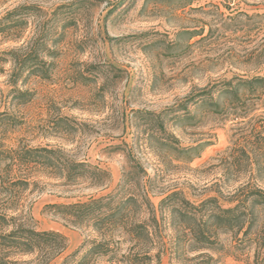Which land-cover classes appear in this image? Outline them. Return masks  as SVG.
Returning <instances> with one entry per match:
<instances>
[{"label": "rangeland", "instance_id": "rangeland-1", "mask_svg": "<svg viewBox=\"0 0 264 264\" xmlns=\"http://www.w3.org/2000/svg\"><path fill=\"white\" fill-rule=\"evenodd\" d=\"M118 1L0 0V111L8 109L14 115L5 142L15 145L24 140L62 147L73 158L111 173V180L102 186L65 184L62 179L42 176L41 188L30 193L27 204L36 226L67 236L64 256L97 234L88 225L67 223L45 205L110 192L126 164L118 147L123 141L134 145L145 164L156 206L172 190L180 189L189 199L199 201L216 195L217 190L230 194L249 177L264 187L262 150L248 174L236 177L227 171L233 154H238L233 149L235 142H256L257 131L264 135V105L259 99H223V113L198 104H190L187 110L172 107L197 87L263 73L264 0H125L117 8ZM187 31L202 34L190 39ZM12 50L18 59L36 62L32 65H40L49 75L30 69L21 72L16 87L33 93L27 103L11 91L10 77L16 65ZM106 60L125 69V77L105 95L99 88L101 79L88 84L75 80L85 63ZM146 111H162L166 127L181 145L213 143L191 161L168 154L162 145L163 134L156 126L150 129L143 117ZM171 233L166 229L162 240L156 238L154 251L169 246ZM220 239L224 245L220 249L204 250L213 257L211 264H248L232 248L229 235L222 234ZM129 246L123 243L122 251ZM197 253L173 263L190 264ZM26 259L39 264L34 255ZM62 259L49 264H60ZM96 264L114 263L100 259ZM151 264H169V254L164 252L160 263L155 259Z\"/></svg>", "mask_w": 264, "mask_h": 264}, {"label": "trees", "instance_id": "trees-1", "mask_svg": "<svg viewBox=\"0 0 264 264\" xmlns=\"http://www.w3.org/2000/svg\"><path fill=\"white\" fill-rule=\"evenodd\" d=\"M124 1L119 0L115 7H121ZM186 33L190 39L202 34ZM32 51L31 48L27 54L29 58ZM11 53L16 64L10 77L11 91L22 103H27L32 100L33 93L16 87L21 72L30 69L45 77L49 75L40 65L36 67V62L32 65L27 64V58L18 59L16 50ZM124 74L125 69L106 60L99 64L85 63V69L78 72L75 80L88 84L101 79L99 88L105 95L111 85L124 79ZM246 96L256 97L264 105V71L251 77L234 76L197 87L172 107L187 110L190 104H198L211 107L215 113H223L226 109L223 99L232 102ZM162 115V111H146L143 117L151 124L150 129L156 126L163 134L162 145L168 154L191 161L213 143L201 141L181 145L176 134L166 127ZM13 119L8 109L0 111V264H30L26 259L30 255H34L39 264H49L61 257L60 264H96L100 259L114 264H151L155 259L160 263L164 252L169 254V264L182 262L188 253L197 252L190 258V264H211L213 257L204 250H218L224 246L220 239L222 234L230 236L232 248L245 256L248 264H264V187L258 179L249 177L230 194L217 190L216 195L199 201L189 199L180 189L172 190L156 206L151 198L154 187L148 170L134 145L127 141L118 145L126 164L119 182L110 192L89 195L75 202L45 205L67 223L88 225L97 234L64 256L69 245L67 236L56 229L36 226L31 205L27 204L30 193L41 188L42 176L62 179L65 184L88 182L91 186H102L111 180V173L100 165L73 158L62 147L32 145L24 140L15 145L7 144L5 135ZM261 132L257 131L255 136L259 140L256 142H235L233 149L238 154H233L227 166L229 173L241 177L243 172L248 174L254 168L258 150L264 151ZM166 229L172 231L169 246L163 245L162 249L154 251ZM125 242L130 243L128 251H122Z\"/></svg>", "mask_w": 264, "mask_h": 264}]
</instances>
